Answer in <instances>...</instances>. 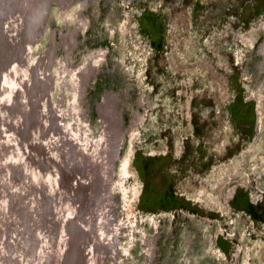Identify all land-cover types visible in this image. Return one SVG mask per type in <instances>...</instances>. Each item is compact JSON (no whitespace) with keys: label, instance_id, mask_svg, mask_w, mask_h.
<instances>
[{"label":"rangeland","instance_id":"rangeland-1","mask_svg":"<svg viewBox=\"0 0 264 264\" xmlns=\"http://www.w3.org/2000/svg\"><path fill=\"white\" fill-rule=\"evenodd\" d=\"M263 43L264 0H0V264H264Z\"/></svg>","mask_w":264,"mask_h":264},{"label":"bare ground","instance_id":"bare-ground-1","mask_svg":"<svg viewBox=\"0 0 264 264\" xmlns=\"http://www.w3.org/2000/svg\"><path fill=\"white\" fill-rule=\"evenodd\" d=\"M32 4V3H31ZM31 4L30 3H27V6H28V8H30V6H31ZM35 11V10H34ZM262 47H264V43L262 44ZM36 153V152H35ZM34 156V155H33ZM35 156H36V154H35ZM56 171V170H55ZM57 172V171H56ZM55 172V173H56ZM61 172V171H60ZM92 174L94 173L93 171H90ZM54 173V172H53ZM57 174H59V173H57ZM67 174V173H66ZM92 174H90L89 176L87 175V182H88V180L90 181L89 183V185H90V187L88 186V184H87V186L89 187V188H91V190H89V192H88V194H89V196L91 197V199H92V197H93V194L95 193L94 192V188H93V186H94V177L92 176ZM67 177V176H66ZM58 178V177H57ZM90 178V179H89ZM78 193H79V191H78ZM81 193H83V192H81ZM85 193V192H84ZM83 193V194H84ZM75 194V193H74ZM82 194V195H83ZM96 194V193H95ZM81 195V196H82ZM96 196H97V194H96ZM90 197H89V202H90ZM56 200V199H55ZM84 200V199H83ZM81 203V202H80ZM87 203H88V201H87ZM92 205L90 204V210H93V209H95L93 206L91 207ZM89 206H87V208H88ZM70 210V209H69ZM88 211V212H87ZM86 211V216H85V221H87V218H88V216H90L91 214L93 215V213H91V212H93V211H89V209ZM90 218V217H89ZM92 218V217H91ZM94 219V218H93ZM84 220V219H83ZM64 221V220H63ZM91 221V220H90ZM90 221L88 220L87 221V223H86V227L87 228H89L90 230L92 229V226H90V225H93L92 223L90 224ZM94 222V221H93ZM75 226H78V225H75ZM85 227V226H84ZM91 227V228H90ZM94 227V226H93ZM32 228V227H31ZM78 228H79V226H78ZM77 228V229H78ZM82 228H83V226H82ZM85 229V228H84ZM80 232H83V231H81V230H79ZM87 231V230H86ZM87 232H89V231H87ZM86 232V233H87ZM72 233V235L70 234V232H69V234H68V236L70 237V239H71V241L69 240V242H70V246H69V251H68V256H67V261H72L73 263L72 264H79V263H81V261H82V259L84 258L83 256H84V246H83V244H84V240L86 239V238H84V234L82 235V234H80L79 232H77V231H73V232H71ZM91 233V232H90ZM38 234V233H37ZM89 235V234H88ZM35 239V238H34ZM40 239V238H39ZM42 239H43V237H42ZM87 240H88V238H87ZM92 240V239H91ZM93 240H94V237H93ZM46 241V240H45ZM33 242V241H32ZM35 242V241H34ZM42 243V242H41ZM24 244H26L25 242H24ZM24 244H22V245H24ZM32 244V243H31ZM46 244V243H45ZM38 245V244H37ZM32 246H33V244H32ZM32 248V247H31ZM41 248V247H40ZM36 249V248H35ZM39 249V248H38ZM45 249V248H44ZM52 250H54L53 248H52ZM63 250V249H62ZM43 252V251H42ZM48 253V252H47ZM5 254V253H4ZM19 254H20V252H19ZM37 254V253H36ZM2 255V254H1ZM6 255V254H5ZM34 255H35V253H34ZM33 255V256H34ZM50 256H51V253H50ZM19 257V256H18ZM36 257V256H35ZM34 258V257H33ZM32 258V259H33ZM39 259V258H38ZM35 261V260H34ZM49 260L48 259H45L44 260V262L45 263H47ZM34 263V262H33ZM36 263V262H35ZM44 263V264H45ZM52 264V263H51ZM67 264V263H66Z\"/></svg>","mask_w":264,"mask_h":264}]
</instances>
